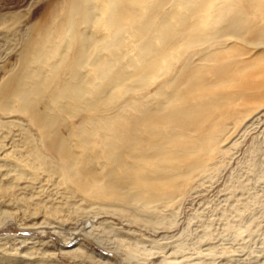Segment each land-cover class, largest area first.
Instances as JSON below:
<instances>
[{"label":"bare ground","instance_id":"1","mask_svg":"<svg viewBox=\"0 0 264 264\" xmlns=\"http://www.w3.org/2000/svg\"><path fill=\"white\" fill-rule=\"evenodd\" d=\"M55 11L0 76V217L64 229L129 212L156 228L177 184L222 151L229 131L215 113L260 92L248 81L264 63V0H66ZM203 247L193 257L215 256Z\"/></svg>","mask_w":264,"mask_h":264},{"label":"rangeland","instance_id":"2","mask_svg":"<svg viewBox=\"0 0 264 264\" xmlns=\"http://www.w3.org/2000/svg\"><path fill=\"white\" fill-rule=\"evenodd\" d=\"M65 1L0 0V76L17 63L29 37L49 21L55 9L59 12ZM240 47L236 50L249 55L260 53ZM255 70L260 75L253 81L242 79L258 87L260 92L246 90L250 94L248 102L238 100L231 108L223 107L215 113L214 126L222 130L226 125L229 131L226 142L221 145L222 151L216 152L215 159L208 164V174L177 184L179 188L171 197L173 202L168 210L158 212L161 218L157 217L160 224L156 223V228L131 219L129 212L90 213L83 219L75 218L64 229L44 225L23 229L3 215L0 217V264H200L202 260L201 264H230L232 258L236 261L231 264L253 263V259L259 264L264 261V104L252 98L253 95L264 101V63L257 64ZM154 90L152 86L148 93ZM67 123L77 125L71 119ZM59 132L65 133L63 129ZM36 219L34 222L39 221ZM88 222L92 223V229L89 228L92 231L87 229ZM85 229L87 234L83 235ZM162 237L169 239L166 242ZM157 241L159 246L165 242L175 247L173 243L179 245L173 249L185 250L179 249L176 256L171 254L173 258H169L162 251L157 252ZM202 247L215 249V256L202 253L198 255L200 260L193 257ZM25 248L28 254L22 256L20 252ZM222 251L229 252L222 255ZM240 255L244 262L240 263ZM191 257L193 260H188Z\"/></svg>","mask_w":264,"mask_h":264}]
</instances>
